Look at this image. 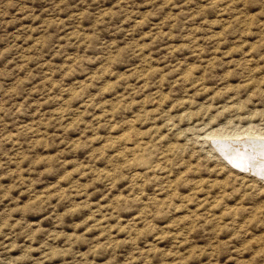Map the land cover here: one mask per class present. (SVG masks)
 Instances as JSON below:
<instances>
[{
  "label": "rangeland",
  "instance_id": "rangeland-1",
  "mask_svg": "<svg viewBox=\"0 0 264 264\" xmlns=\"http://www.w3.org/2000/svg\"><path fill=\"white\" fill-rule=\"evenodd\" d=\"M245 139L264 0H0V264H264Z\"/></svg>",
  "mask_w": 264,
  "mask_h": 264
},
{
  "label": "bare ground",
  "instance_id": "bare-ground-1",
  "mask_svg": "<svg viewBox=\"0 0 264 264\" xmlns=\"http://www.w3.org/2000/svg\"><path fill=\"white\" fill-rule=\"evenodd\" d=\"M246 135H250V134H246ZM258 137L259 136H261V135H257ZM235 137L236 138H240L241 136H239V135H235ZM242 138H243V136H242ZM260 140V139H259ZM259 140H252V141H246V139L245 140H240V141H238V142H235V143H237V144H239V146L240 147H245V146H247V148L249 149V151H250V153H252V154H254V157L255 158H261V159H264V141H259ZM263 140V139H262ZM236 144V145H237ZM236 149H234V151H235ZM231 153H233L232 151H231ZM230 153V154H231ZM245 153V152H244ZM249 153V154H250ZM245 154H247V153H245ZM237 155H240V156H237ZM234 156V155H233ZM234 158H237V159H240L241 160V158H245V155L244 154H240V153H238V154H236L235 155V157ZM264 162H261L260 164H256L257 166L256 167H258V166H260V165H262ZM251 167V166H250ZM262 171V170H261ZM262 173H263V171H262Z\"/></svg>",
  "mask_w": 264,
  "mask_h": 264
}]
</instances>
